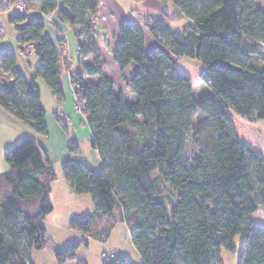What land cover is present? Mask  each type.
I'll use <instances>...</instances> for the list:
<instances>
[{"label":"trees","instance_id":"obj_1","mask_svg":"<svg viewBox=\"0 0 264 264\" xmlns=\"http://www.w3.org/2000/svg\"><path fill=\"white\" fill-rule=\"evenodd\" d=\"M158 1L171 3L190 25L183 33L160 17H153L149 31L136 22L120 25L114 63L122 74L131 64L138 66L131 80L122 77L135 96L130 103L105 76L91 25L103 0H62V9L57 0H6L27 7L10 22L21 50L35 46L39 64L28 80L18 69L17 54L0 51V107L48 137L39 80L64 100L63 42L44 34L43 18L29 19L31 6L38 4L43 16L55 15L77 40L84 37L78 51L94 59L72 70L71 77L103 170L95 172L80 159L63 163L73 193L91 196L96 208L94 214L73 219L71 229L104 242L110 230L102 234L99 222L117 216L127 225L141 264H224L222 251L235 252V238L241 236L238 264H264V226L252 219L264 210V153L241 141L235 125L237 117L264 122V62L258 57L264 45V7L257 0ZM146 32L159 43L149 52ZM181 58L197 59L203 66L200 78L209 91L200 99L192 79L176 66ZM95 77L98 82H87ZM70 149H78L75 141ZM5 160L9 171L0 176V264H34L32 252L47 244L43 223L54 211L57 174L44 162L38 142L28 137L7 149ZM80 246L58 252V264L74 262ZM105 258V264H136L122 256Z\"/></svg>","mask_w":264,"mask_h":264},{"label":"rangeland","instance_id":"obj_2","mask_svg":"<svg viewBox=\"0 0 264 264\" xmlns=\"http://www.w3.org/2000/svg\"><path fill=\"white\" fill-rule=\"evenodd\" d=\"M135 1L137 3H140L143 0ZM115 2L120 8L125 9V11L129 14L131 20H134L136 23L140 24L142 27H144L146 31H149V26L152 25L155 20L154 18H143L142 21L139 20L138 16L140 14L141 7L137 9V7H135L134 0H115ZM257 4L258 7H264V0H257ZM19 5L20 4L9 5L6 0H4L3 7L2 9H0V51L11 50L15 52L22 67L21 69L25 74L24 76H26L28 80H31V74L35 72V68L38 66V63L36 62L38 58L36 55H33V53L29 55V52L25 53L23 50H21L20 45L18 43L16 28L10 22V17L16 12H27V7L25 6V4H23L25 8L24 11H21L19 9ZM105 6L106 8H113L114 11L117 13L120 12L116 9L115 5L113 4V0H105ZM105 6L103 5V8ZM34 7L35 5L31 6V8ZM159 9H156L157 12L161 11L163 12V14L158 17L163 18V20L168 23L171 29L180 33H183L186 29H188V26L190 25L189 20L186 19L183 15H181L176 8L175 12V9L173 7L170 9L164 4V8L162 9L159 6ZM115 14L116 13H114V16L117 21L121 15L117 14V17ZM107 22L108 21L104 23ZM99 24H97L96 26H98ZM61 30L66 31L64 29ZM61 30H59L58 33ZM66 32L68 34V31ZM95 38L97 41V38L99 39L100 37L96 35ZM146 39H148L147 51L149 52L154 49L153 45L155 43V38L150 33L146 32ZM150 41L153 43L152 46ZM64 57H66L67 59V72H69L70 76H72L73 62L72 57L70 55V51L69 55H64ZM88 57L93 58V56ZM88 57L85 58L87 59ZM258 57L260 62H264V45L261 47ZM101 61L104 64L102 57ZM91 63H93V61ZM84 65L85 64H83V66ZM105 66L106 65L104 64V68ZM176 66L180 71L184 72L192 79L193 87L195 89V95L198 99L208 94L209 90L200 78L203 70V66L200 61L192 58H181L176 60ZM107 71L109 74H114V79L117 83L118 90L126 92L127 86L125 82L123 81V79L121 81V79L117 77L118 75L116 74V71L110 64H108ZM104 72H106V70H104ZM95 81L98 82L99 78L95 77ZM38 84L44 92V99L47 100L48 97L51 96V90L42 80H39ZM77 103L78 101L75 98V107L79 111V106ZM58 120H60V123L63 124V127L65 126L66 129H62L67 135L66 132L68 131H66V121L68 119L64 116H61L58 118ZM235 125L241 141L252 145L255 149H258L264 153V122L250 123L246 120L237 117L235 119ZM26 129H28L27 131L30 132L31 136L25 137L31 138L36 141L38 139V136L34 134V132H31L32 130H30L29 128ZM10 133V129H6L5 126L0 125V176L9 171V167L5 160L6 150L14 147L17 143L22 140L20 139V137H18L17 141H12L9 135ZM87 143L88 145L85 144V146L82 147L81 154L85 156L88 162L91 161L88 164L90 168L93 171L99 173L103 170V164L101 160L97 158V154L93 152L91 145L88 141ZM71 151L74 154H78V150L76 149ZM82 198L86 200H84L83 202L80 200ZM51 200L54 207V211L45 219L43 223L47 231V244L46 247L42 250H34L32 252L31 259L34 264H58L56 254L74 243H80L81 246L77 253V259L69 264H105L107 259L105 258L106 255H115L116 257L122 256L128 260L133 261L136 264H141V257L132 243L129 229L127 225L123 223L117 216H112L108 218L104 217L103 219H101V221L99 220V218L97 219L98 222L100 221L99 226L100 230L102 231V234L110 230L109 238L104 242L99 241L95 238H88L82 235L81 233L73 231L71 229L70 222L73 219L82 218L87 215L94 214L96 212V208L94 203H92L91 196H76L73 193L71 187L67 184L66 180L62 179L61 177H57V180L52 186ZM90 201L92 203L91 205ZM79 202H82L83 205L81 204L80 206H78ZM31 208L32 206H28V209ZM252 219L255 223L264 226V210L260 209L257 213L252 216ZM109 227L111 228L109 229ZM241 243L242 237L237 236L234 241L237 250L235 252H229L225 249L222 251V260L224 264L239 263Z\"/></svg>","mask_w":264,"mask_h":264},{"label":"crops","instance_id":"obj_3","mask_svg":"<svg viewBox=\"0 0 264 264\" xmlns=\"http://www.w3.org/2000/svg\"><path fill=\"white\" fill-rule=\"evenodd\" d=\"M134 2H135V7H137V9L141 7L140 8L141 11L138 16L139 17L138 19L141 21L143 18H153V17L161 16L163 12L161 11L157 12L156 9H159V6L163 9L164 4L168 6L170 9L172 7L175 9V7L171 3H163L158 0H143L140 3H137L134 0ZM3 3H4V0H0V9H2ZM57 3L59 6V9H62L63 8L62 0H57ZM113 4L115 5L116 9L120 11L119 13L115 12L113 8L112 9L106 8L105 0H103V5L105 7L103 8V5H102L100 9V14L98 17L105 16L108 18V22L100 23L98 26H95L94 31L96 35L100 37L99 39L97 38V43H98V48H99V55L102 57L104 64L106 65L104 68V70H106L105 76L114 82V88L116 89V91L123 93L126 100L131 103L135 100V96L129 92L128 88L126 92L119 91L117 87V83L114 79L115 77L114 74H109L107 71V68H108V64H110L116 71V74L118 75L117 77L121 79V81H122L123 76L126 79L131 80L137 73L138 66L135 64H131L122 74L119 67L114 63V60H113V53L118 43L122 40V37L119 32V27L123 23L121 21H125V22H128V21L135 22V21L131 20L129 14L125 11V9L120 8L118 4L115 2V0H113ZM39 8L40 6L38 4H35V7L31 8V11L28 13V16H29V19L43 18L46 24V31L44 33L46 36L50 37L54 41H57L56 36L59 30L64 29L68 31L67 40L69 43L70 55L72 57V62H73V71L74 72L78 71L83 66V64H91V62L93 61V58L88 57L86 59L85 57L81 56L80 52L78 51L79 44L84 43L85 38L82 37L80 40H77L75 36L69 32L66 26L59 24L55 15L50 16V17H45L40 13ZM174 11L176 12V9ZM114 13H116L115 15L117 17H118L117 14L121 15L117 21L114 16ZM147 40L148 39H146V43H145L146 50L148 49ZM57 44H59V42ZM152 45L153 43L151 42V46ZM157 46H159V43L155 39V43L153 47L156 48ZM36 62L39 64L38 59L36 60ZM21 68L22 67L18 60V69L22 75H25ZM31 75H32L31 78L33 79L34 72ZM87 82H96V81H95V78H88ZM11 83H12L11 79H8L6 81V84L8 85ZM62 84L64 86V92H65L63 101H59L58 98L52 93V91H51V96L48 97L47 100H45L44 92L40 88L41 89V103L47 113L46 124L49 130L48 137H41L37 132H35L30 127L20 122L19 120H17L12 114L6 112L1 107H0V125H3L5 126L6 129L11 130V133L9 135L12 141H17L18 137L22 139L25 136H31L30 132L27 131L28 129L26 128H29L30 130H32L31 132H34V134L38 136V139L36 141L38 142L40 146V151H41L44 162L47 165L54 167L58 175L57 177H61L62 179L66 180L64 177V173H63V163L64 162L76 159L77 155L79 156L80 161L84 162L85 164L88 165L91 162V161L88 162L85 156L81 154L82 147L85 146V144L88 145L87 141L91 145L90 143L91 131L88 128L85 118L80 113V111H78L75 107L74 86L72 84L71 76L69 72H67V70L62 77ZM1 87H2V83L0 81V89ZM61 116H64L68 119L66 121V124H67L66 131H68L66 132L67 135L64 133L62 129L64 127L58 120V118ZM70 141H75L77 143L78 149L76 150H78V154L72 153L70 149ZM93 152H95V154H97V158H99L98 153L94 150ZM67 184L69 185L68 182ZM84 198L80 200L84 202V200H86ZM92 203H94L93 199H92ZM92 203L90 201V205ZM81 204L83 205L82 202H79L78 206H80Z\"/></svg>","mask_w":264,"mask_h":264},{"label":"built area","instance_id":"obj_4","mask_svg":"<svg viewBox=\"0 0 264 264\" xmlns=\"http://www.w3.org/2000/svg\"><path fill=\"white\" fill-rule=\"evenodd\" d=\"M19 9L21 11H24L25 8L23 6V4H20L19 5ZM108 21L107 17L105 16H102V17H95L91 20V25L92 26H96L97 24H99L100 22H106ZM57 39H59L60 41L63 42L62 44V50H63V53L65 56H68L69 55V44H68V41H67V32L66 31H60L58 34H57ZM34 45H28L26 47H24L23 51L26 53V52H29V55L31 53H33L34 51ZM76 159H80L79 156L77 155ZM111 259H113L114 257L113 256H110Z\"/></svg>","mask_w":264,"mask_h":264}]
</instances>
